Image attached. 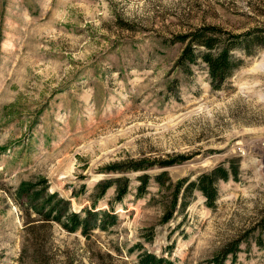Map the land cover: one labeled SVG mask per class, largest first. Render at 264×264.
I'll return each instance as SVG.
<instances>
[{
  "label": "rangeland",
  "instance_id": "obj_1",
  "mask_svg": "<svg viewBox=\"0 0 264 264\" xmlns=\"http://www.w3.org/2000/svg\"><path fill=\"white\" fill-rule=\"evenodd\" d=\"M200 25L264 27V0H0V264H135L136 243L205 264L235 241L223 264H264V49L214 91L203 64L174 67L171 39ZM176 155L143 198L136 173L107 174ZM214 167L237 170L213 208L196 192L171 206L179 179ZM108 176L132 188L109 232L69 234L32 210L45 192L89 208Z\"/></svg>",
  "mask_w": 264,
  "mask_h": 264
},
{
  "label": "trees",
  "instance_id": "obj_2",
  "mask_svg": "<svg viewBox=\"0 0 264 264\" xmlns=\"http://www.w3.org/2000/svg\"><path fill=\"white\" fill-rule=\"evenodd\" d=\"M171 43L182 45L174 67L180 73L189 75L192 65L198 62L203 64L208 86L214 91H219L225 84H229V79L243 66L245 58L250 57L258 49H264V27L233 34L213 25H200L175 35ZM184 160H186L184 156L176 155L169 160L157 162L136 161L124 167L117 166L107 174L136 173L134 178L137 185L133 187V194L136 198H143L147 194L149 180L157 186H161L167 180V177H164V171L151 174L147 173L148 171L166 169ZM236 170L232 167H214L206 173H200L192 181L188 180V177L179 179L173 187L171 206L179 202V207L183 210L189 204L188 197L196 192L203 197L207 208H213L216 200L215 183L225 182L230 178L235 180ZM128 183V179L122 177L108 176L101 179L95 185L96 193L89 208L83 206L75 211L69 210L67 200L58 199L55 193L47 196L45 192L46 199L43 204L40 208L32 207V210L37 212L43 221L54 223L69 234L79 233L87 236L94 231L106 233L118 224L119 214L115 207L118 205L119 209L123 210V198L127 197L132 189L128 188ZM109 191L112 192L111 201L106 198ZM256 230L262 232L259 229ZM150 241L151 238H147L144 243ZM238 245L239 241H235L229 247H224L218 255L206 261L205 264H223L228 257L230 261H233L236 258ZM132 251L137 252L135 264H176V259L171 257L170 248L164 249L165 256L155 255L153 252L144 251V247L136 243L129 249L128 254Z\"/></svg>",
  "mask_w": 264,
  "mask_h": 264
}]
</instances>
